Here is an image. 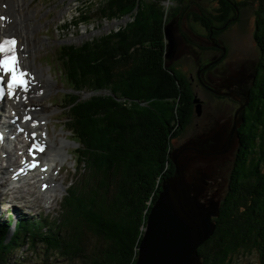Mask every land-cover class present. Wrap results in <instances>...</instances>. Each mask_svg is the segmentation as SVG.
Wrapping results in <instances>:
<instances>
[{"label": "trees", "instance_id": "obj_1", "mask_svg": "<svg viewBox=\"0 0 264 264\" xmlns=\"http://www.w3.org/2000/svg\"><path fill=\"white\" fill-rule=\"evenodd\" d=\"M216 2L213 16L224 23L222 31L245 2ZM94 12L98 20L129 18L66 47L70 86L93 90L86 100L70 99L73 131L83 145L80 177L66 189L55 216H21L12 230L11 216L0 221V264L24 245L67 263L134 264L147 214L170 174L171 141L183 126L164 115L173 92L164 64L166 9L158 0H98L76 20L90 21ZM192 16L212 27L206 16ZM253 39L258 58L248 103L214 231L197 249L202 264H233L235 256L252 252L264 264V0H255Z\"/></svg>", "mask_w": 264, "mask_h": 264}, {"label": "rangeland", "instance_id": "obj_2", "mask_svg": "<svg viewBox=\"0 0 264 264\" xmlns=\"http://www.w3.org/2000/svg\"><path fill=\"white\" fill-rule=\"evenodd\" d=\"M25 1L30 18L34 23L32 24L30 19V24L35 25L32 36L36 34L38 38H29V44L31 41L38 40L32 46L30 45L33 48L31 54H35L38 49L35 58L33 54L36 67L41 68L46 74L48 72L55 75L58 83H55V88L53 84L52 89H54H50L49 95L52 94V99L55 96L58 103H61L59 100L65 89L62 88L59 81V74L53 67L49 69L45 65L49 64L51 59H56L58 44L64 41L78 44L84 39L98 36L111 28L117 29L129 17L124 15L111 20H98L94 12L90 15L92 17L90 21L76 20L80 10L85 12L98 0ZM158 1L166 9V23L171 27L175 43L174 53L170 57H166L164 63L165 73L172 76L171 80H173L171 86L173 92L170 93L172 96L167 97L168 107L164 108V115L175 124L183 126L180 134L173 138L171 143L173 148L188 147L183 150L184 152L179 158L182 167L192 165V167L205 168L207 177L203 187L204 197H221L227 187L234 153L237 149L234 151L230 149L226 140L230 136L229 129L232 126L235 111L244 100L241 91L244 92L249 87L250 77L258 58V49L253 39L255 0H236L245 2V5L239 8L236 21L228 24L222 31H219L218 28L225 26L224 23L215 20L213 16L214 8L217 6L216 0ZM193 13L202 14L211 19L212 27L205 29L199 21L194 19ZM46 51H49L48 54ZM46 55L48 57L43 58ZM217 61L218 63H216ZM200 71H204L201 77ZM212 75L219 78L227 77L230 80L235 79L237 89L234 92V89L218 87L209 79ZM179 77L184 80L181 84ZM199 77L202 79L200 80ZM87 94L85 93L83 96ZM49 95L46 97L48 98ZM239 96L240 99H237ZM47 98H44L41 105L50 110L48 134L50 131V136L54 137L55 134L60 133L49 125L50 117L57 116L60 117V121H64L63 115L66 111L63 108L60 109L57 104L47 103ZM194 98L197 99V102H193ZM196 103L200 104L199 114L196 113ZM190 108L192 111L188 114L187 110L189 111ZM59 141L60 139L56 143ZM224 143L227 148L222 147ZM66 147L73 151L71 144L67 143L64 148ZM219 148L224 149L217 153L216 150ZM67 158L72 160L71 155L67 154ZM193 158H198V160L194 161ZM168 160V169L171 170L168 176H173L177 170L176 163L170 157ZM192 160L193 162H191ZM58 162L60 161L54 165L55 169L59 166ZM0 173H4V171L1 170ZM55 176L60 186L54 188L49 199H44L49 192H37V194H45L44 197L32 195L33 191H39L38 185L31 188V194L25 193L26 196L22 198L20 196L24 194L23 188H15L14 192L11 189L7 195H2L3 190H0V221L9 215L19 218L21 216L37 217L41 213L48 212L55 216L59 211L63 187L79 179V168L74 170L71 164L65 161V164L62 163L60 173ZM5 260V264H80L77 262L67 263L65 259L46 252L42 247L31 250L26 245L20 246L8 254ZM233 264H259V261L256 253L252 252L235 256Z\"/></svg>", "mask_w": 264, "mask_h": 264}, {"label": "water", "instance_id": "obj_3", "mask_svg": "<svg viewBox=\"0 0 264 264\" xmlns=\"http://www.w3.org/2000/svg\"><path fill=\"white\" fill-rule=\"evenodd\" d=\"M164 37L166 58L175 50L170 25L165 26ZM248 94L249 90L242 92L244 101L235 111L229 129L230 136L226 140L227 146L233 151L238 146L236 128L242 121ZM237 99H240V96ZM193 102H197V99L194 98ZM195 108L199 114L200 104L196 103ZM225 146L224 143L222 147ZM187 148V146L174 148L169 155L175 161L177 170L173 176H167L162 180L161 190L147 214L134 264H202L197 249L214 231V218L219 213L221 197H204L203 187L207 177L205 168L192 165L182 167L179 158ZM223 149L219 148L216 152L219 153Z\"/></svg>", "mask_w": 264, "mask_h": 264}, {"label": "bare ground", "instance_id": "obj_4", "mask_svg": "<svg viewBox=\"0 0 264 264\" xmlns=\"http://www.w3.org/2000/svg\"><path fill=\"white\" fill-rule=\"evenodd\" d=\"M2 1L7 2L5 12L11 18V21L2 27L3 33H9V32L11 33L12 32V33L16 34L19 37L20 44H22L24 46L23 52H28L30 55L33 52V48L29 44V42H30L29 38L32 36L33 28L35 27V25L30 24V17H29L28 10L26 8L27 2L25 0H18V1H16V0H0V2H2ZM1 11L2 10L0 9V12ZM0 36H2V35H0ZM24 61H25L26 66H31V67L35 68L36 64L34 65V59L31 60L28 57V58H25ZM35 75H36V79L41 83L40 88L43 89V94L50 92V89H52V86L54 84L52 77L48 74L43 73L41 70H39V71L36 70ZM17 95H21L22 97H25L26 92H21V93L19 92ZM42 96H35V95L31 96L29 98V101L27 104H24L22 102V100H20L18 104H15V105L12 104V108H14V109H18L21 107L24 108L26 105H32V104L39 105L38 108H35L33 110V114L36 118V122H40L42 119H46L44 117V115H46L48 113V111L46 109H44L45 107L40 104V101L42 100ZM32 129H34L36 131L35 128H32ZM46 130H47L46 126H43L41 128L42 133L45 132ZM65 146H67V145L63 140H60L59 143H56V141L54 139L49 140V144H48L46 150L44 152H42V154L40 155V158L42 159V161L47 162L49 164L50 168L48 169V171H50L54 162L61 161L65 157V152H66V149L64 148ZM18 149H20V148H18ZM5 150H11V142L3 144V146L1 147V152H6ZM62 155H64V156L59 157ZM2 162H3V158L0 157V164H2ZM7 167H5V166L1 167L0 166V172H1V170H7ZM37 175H38L37 173L34 174L35 177H38ZM5 181H7V179ZM36 182L38 183V181H36V180H33L31 182L30 180L22 178L21 181H16V182L12 183L10 185V189H12V191H13V189H15V188L16 189H22L23 188L22 191L24 194H21V196L18 195L22 198L23 196H26L25 193L31 194V188L34 187ZM50 182L52 183L51 188L44 191V193H48V192L50 193L51 191H54L55 190L54 188L59 185L54 176L51 178ZM17 192H18V190H17ZM38 193H41V191L39 190Z\"/></svg>", "mask_w": 264, "mask_h": 264}, {"label": "snow or ice", "instance_id": "obj_5", "mask_svg": "<svg viewBox=\"0 0 264 264\" xmlns=\"http://www.w3.org/2000/svg\"><path fill=\"white\" fill-rule=\"evenodd\" d=\"M15 40H5L3 42H0V72L3 74L0 75V80L7 79V89H8V95H13V88L16 84H26L27 82L24 80H18L17 79V73L21 77L26 75V73L22 72L19 69V62L16 57V49H15ZM11 73V77L8 78L7 74ZM4 95V89L0 88V96ZM25 119H30V117H25ZM39 147L40 151H43V146H37L33 145V148ZM29 152H32V149H29ZM38 165V162L33 161L28 166L29 167H36Z\"/></svg>", "mask_w": 264, "mask_h": 264}, {"label": "flooded vegetation", "instance_id": "obj_6", "mask_svg": "<svg viewBox=\"0 0 264 264\" xmlns=\"http://www.w3.org/2000/svg\"><path fill=\"white\" fill-rule=\"evenodd\" d=\"M216 63H218V61L216 62ZM213 66V65H212ZM204 71H200L199 72V75H200V77H201V75H202V73H203ZM199 77V78H200ZM243 77H245V76H243ZM216 78V80L214 81V79ZM202 78H200V80H201ZM211 81H213V84H215V85H217L218 87H220V88H222V89H224V88H228V90H233L234 92H235V89H237V86H235L236 85V80L235 79H232V80H230V79H228L227 77H215V75H212L210 78H209ZM239 86V85H238ZM239 88H240V90H241V87L239 86ZM241 92H243V91H241Z\"/></svg>", "mask_w": 264, "mask_h": 264}]
</instances>
